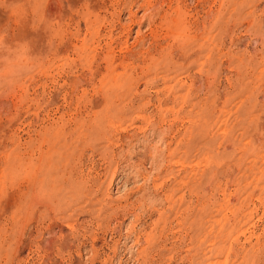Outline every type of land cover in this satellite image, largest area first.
<instances>
[{"label": "rangeland", "instance_id": "374dc122", "mask_svg": "<svg viewBox=\"0 0 264 264\" xmlns=\"http://www.w3.org/2000/svg\"><path fill=\"white\" fill-rule=\"evenodd\" d=\"M16 54L0 264H264V0H0Z\"/></svg>", "mask_w": 264, "mask_h": 264}, {"label": "clouds", "instance_id": "9594fccd", "mask_svg": "<svg viewBox=\"0 0 264 264\" xmlns=\"http://www.w3.org/2000/svg\"><path fill=\"white\" fill-rule=\"evenodd\" d=\"M19 54H16V56H13V59L16 61L11 65V70L8 72V74L2 78H0V85L3 86H11V84L17 80L20 76H22L27 70L28 66L24 64L23 61H19L17 59V56Z\"/></svg>", "mask_w": 264, "mask_h": 264}, {"label": "bare ground", "instance_id": "6f19581e", "mask_svg": "<svg viewBox=\"0 0 264 264\" xmlns=\"http://www.w3.org/2000/svg\"><path fill=\"white\" fill-rule=\"evenodd\" d=\"M153 23H154V22H153ZM150 25H151V24H150ZM127 34H128V33H127ZM124 37H125V36H124ZM138 39H139V38H138ZM135 41H136V40H135ZM125 42H126V41H125ZM136 42H137V41H136ZM127 44H128V43H127ZM115 55H116V54H115ZM136 60H137V59H136ZM136 60H135V61H136ZM114 61H115V60H114ZM114 61H113V62H114ZM135 61H134V62H135ZM103 71H104V70H103Z\"/></svg>", "mask_w": 264, "mask_h": 264}]
</instances>
